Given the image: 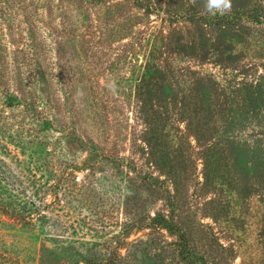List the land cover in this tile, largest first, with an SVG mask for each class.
<instances>
[{"label": "trees", "instance_id": "16d2710c", "mask_svg": "<svg viewBox=\"0 0 264 264\" xmlns=\"http://www.w3.org/2000/svg\"><path fill=\"white\" fill-rule=\"evenodd\" d=\"M88 1L71 0L88 21L76 34L71 16L56 13L65 0H0V211L65 242L41 245L40 259L48 248L72 264L126 256L154 232L186 240L179 191L196 165L202 187L214 188L242 154L264 157V65L213 45L229 14L179 0H93L103 8L93 24ZM103 48L117 49L106 80ZM118 106L133 119L113 114ZM88 234L105 245L91 258ZM187 243L186 264H218L185 256Z\"/></svg>", "mask_w": 264, "mask_h": 264}, {"label": "rangeland", "instance_id": "374dc122", "mask_svg": "<svg viewBox=\"0 0 264 264\" xmlns=\"http://www.w3.org/2000/svg\"><path fill=\"white\" fill-rule=\"evenodd\" d=\"M62 1L53 0V3L59 4ZM179 1L193 2V0ZM195 3L203 8V0H195ZM88 6L89 12L85 14L90 15L91 22L94 24L102 14L103 8L100 9L99 4L93 0L88 1ZM101 7L105 5L102 4ZM56 13H67L71 16L72 28H76V34H81L83 22H88L83 17V12L77 9L76 4L71 3V0H65L64 6ZM228 14L232 19L222 28L223 31H219V38L214 41L213 45L225 48V45L231 47L233 44L237 50L246 52L248 62H254V66L257 67L264 65V0H232V9ZM257 16L262 21L255 23L254 18ZM150 21L154 23L158 21L153 12L150 14ZM40 30L44 35L47 32L44 26H41ZM86 30L85 27L84 32ZM240 31L250 36L244 38ZM49 40L48 38L47 41ZM85 44L88 45L86 41ZM67 45L71 50V62L77 63L78 58L73 54V50L80 45V42L76 39ZM53 49L56 51L55 47ZM54 50L49 51V54H53ZM116 50L103 48L99 51L103 61H99L101 66L98 69L102 70L106 66L105 74H102L101 79L106 80V73L109 70L107 62L112 60L109 53L112 52L111 54L115 55ZM83 64H88V62H83ZM113 66L110 69H114L113 72H115L116 65L114 68ZM125 68L121 66L122 73ZM110 76H113L112 72ZM261 106L264 108V96ZM111 112L118 117L120 114L127 115L130 121L133 119L131 110H119V106ZM169 115L172 116V114ZM259 138H261V143H264V137ZM242 155L244 159L235 160L233 167L220 175L226 179L221 178L220 184L214 188L202 187L204 185L202 164L198 163L191 179L186 180L184 190L180 189L178 208L186 228V240L178 239L167 231H163V234L154 232L153 236L149 238L146 236L145 244H131L126 256H112L109 260L99 258L102 264H186V259H183L185 257H181L179 253L185 242H188L187 250L183 253L191 259L204 254L212 255L218 264H264V188H262L264 157L257 152L250 157ZM248 158L250 164H246ZM112 226L113 230L117 229L115 225ZM48 236L45 228L41 229L37 225L23 226L0 211V252L3 249V252L14 256L9 263H6L5 258L0 256V264H38L39 261L43 264H72V259L62 252L56 251L57 255L47 254L48 248H53L52 250L55 251L59 250L55 248L56 246L65 244L60 239H55V237L49 239ZM134 236L132 235L129 239L131 240ZM86 239L89 258H91V250H99L101 246L105 247V245L98 244L101 240L94 239L91 234H88ZM43 244L49 247L45 251L46 255L40 259L38 249ZM101 254L97 253V256L102 257ZM86 264H95V262L87 261Z\"/></svg>", "mask_w": 264, "mask_h": 264}, {"label": "clouds", "instance_id": "9594fccd", "mask_svg": "<svg viewBox=\"0 0 264 264\" xmlns=\"http://www.w3.org/2000/svg\"><path fill=\"white\" fill-rule=\"evenodd\" d=\"M231 9L232 0H203V14L216 15L218 13L223 16L230 13Z\"/></svg>", "mask_w": 264, "mask_h": 264}]
</instances>
